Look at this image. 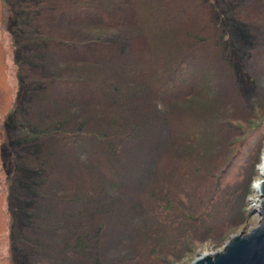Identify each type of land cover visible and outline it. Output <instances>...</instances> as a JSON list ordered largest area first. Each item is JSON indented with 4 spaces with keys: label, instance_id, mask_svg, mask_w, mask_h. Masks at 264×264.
<instances>
[{
    "label": "rangeland",
    "instance_id": "rangeland-1",
    "mask_svg": "<svg viewBox=\"0 0 264 264\" xmlns=\"http://www.w3.org/2000/svg\"><path fill=\"white\" fill-rule=\"evenodd\" d=\"M89 1L0 0V264H189L261 218L255 188L264 165V0H191L208 32L197 38L188 32L177 43L185 48L181 56L192 50L183 58L189 63L173 87L152 90L153 110L133 113L149 119L150 132L132 139L126 138L143 128L133 117L121 120L108 106L70 105L87 70L105 68L66 59L59 50L68 56L83 46L98 60L150 57L145 37L118 41V29L89 22L113 18L104 5L88 13ZM77 13L86 22L72 17ZM177 44L169 37V46ZM170 91L174 97L164 98ZM46 94H63L66 105L47 113L38 106ZM93 134L120 141L124 164L136 161L133 169L118 168L127 205L117 214L95 210V218L65 214L72 224L66 226L44 210V191L55 188L48 152L63 138L66 159L75 148L92 151L80 140ZM104 147H98L102 155Z\"/></svg>",
    "mask_w": 264,
    "mask_h": 264
},
{
    "label": "trees",
    "instance_id": "trees-1",
    "mask_svg": "<svg viewBox=\"0 0 264 264\" xmlns=\"http://www.w3.org/2000/svg\"><path fill=\"white\" fill-rule=\"evenodd\" d=\"M60 2H62V0H56L57 5H59ZM192 3L191 0H90L87 5L83 6L84 9L87 8L86 11L88 13L104 5L105 9L113 14V18L110 20L101 17L96 20L88 19L89 22L118 29V32H116L118 41H124L135 36L145 37L146 40L150 42V57L147 61H136L129 57L127 59L121 57L98 60L90 56L87 51H84V49H82L83 46L75 48L77 51H71L72 53H69L68 56L64 50V52L59 50L66 59L69 58L75 61L88 62L93 66H103L105 68L104 72L95 67H91V69L89 68L87 70V76L82 80L83 86L79 90V95L77 94L71 97L72 101L70 105L72 106V103L80 105H101L103 108L108 106L111 107L109 109H113L119 113L117 114L115 112L114 114L118 118L121 117V120L126 117L127 121L130 117H133L135 122H140V125H143V128L138 131V136L135 134V136H133L132 133V137L130 136L126 139H132L133 137L141 138L142 135L144 137V133L150 132V128L147 126L150 123L149 119L148 121L145 118L141 119V116H138V114L135 116L133 113L137 112V110H153L155 104L150 97L152 95V90L155 92L156 90L164 92L166 88H171L175 83H178L175 78L182 75L181 69L189 63L188 60L183 61V58L192 50L181 56L179 54L181 50L185 51V48L182 49V45L177 43L185 41V35H187L188 32H192L193 35L196 34L193 38H197L198 32H208L206 31L208 28L206 22L203 23L200 21L201 19L205 20L202 10L198 7V9H196L195 4L193 6ZM160 9H163V11ZM123 11H129L128 14L130 13V16ZM184 11L186 13L183 14ZM172 12H175L177 16H179V18H176V22H173L174 19L170 16ZM72 17L76 21H81L79 13L74 14ZM81 22L86 21L82 20ZM73 23L75 24V22ZM169 37L170 41H174L177 46L172 47L168 45ZM199 45L200 40L194 44V49H192L195 50ZM80 47L81 49H79ZM180 56L181 58L178 62H174L175 58ZM186 61H188V63ZM54 75L57 76V72H55ZM110 80H114L118 85L111 86L109 84ZM135 84H139V88H136L134 86ZM157 86L159 88H156ZM84 91L87 92L86 97L80 96V92L82 94ZM142 91H145L144 94ZM171 92L172 91L169 93L167 92L168 94L164 98L168 99L174 97L175 94ZM88 95H90V98L94 96L95 99H87ZM62 97L63 94L61 97H59L58 94H46L41 100V102L43 100H45V102L43 104L39 103L38 106L47 108L49 110L47 113L52 111L57 112L63 107L61 106L62 104L66 105L64 101L61 102ZM114 97L118 98L113 99ZM137 97L139 100H137ZM142 97H145L143 101ZM161 97H163V95H161ZM41 108L38 111V116H40ZM120 129L122 130L124 128L121 127ZM141 132L142 135H140ZM118 136L119 135H117V137ZM90 137L91 138L85 140H80V142L84 143L86 147L90 145L94 147L92 151L85 147L82 149L75 148L74 151L68 153L69 158L66 159L64 156H61V154L67 153L65 139L63 138L60 141L56 140V142H54L53 147L56 153H54L55 151L48 152L49 156L53 157L51 161L52 172L49 171L52 177L49 176V180L52 181V185L55 188L54 190H47V192L46 190L44 191V210L47 216H49L48 218L54 221L55 218L60 217L67 224L66 226H68V224L72 226V224L65 221V214H68L70 218L78 217L80 220L82 217L95 218L92 214H95V210L103 213L111 211L117 214L127 205L125 201L120 198L123 196L124 188L127 184L123 182V178L125 177L123 171H120L118 168L123 167V170L124 167H128V170L133 169L136 166V161L134 159L124 164L126 162L124 161V156L126 154L120 153V146L118 147L117 144H121L119 139H124L125 137L123 135L118 137L117 140L120 143L117 142L116 144V140L111 137L107 138L95 134ZM72 143L76 144L79 142L74 139L71 141V144ZM156 143H154L153 146H155ZM101 144H103V147L105 146V153L103 155L100 150L102 148H98ZM78 150L81 151L79 152ZM84 152L86 154H84ZM101 155L103 157V159H101L102 161L98 159V156ZM85 156L88 159H86L87 162L84 161L83 157ZM143 156L149 158V164L153 161L157 162L153 154L150 156ZM106 164H109L107 168L105 167ZM83 166L86 168V171L82 170L84 169ZM139 170L144 171V168L139 167ZM112 172L115 174L111 176L110 174ZM120 178L123 180H120ZM57 180L59 181L57 182ZM43 182L45 183L46 180ZM64 182H67L69 185L67 186ZM14 185H16L15 182ZM35 185L39 186L41 184L36 182ZM134 185L136 188L139 186V184ZM64 187L69 188L66 189ZM136 188L132 189L134 194ZM120 190H123V192ZM78 193H80L79 197L76 195ZM119 202L124 203V205L120 206ZM109 205L112 206L109 207ZM40 208H42V206H40ZM70 221L72 223V220Z\"/></svg>",
    "mask_w": 264,
    "mask_h": 264
},
{
    "label": "water",
    "instance_id": "water-1",
    "mask_svg": "<svg viewBox=\"0 0 264 264\" xmlns=\"http://www.w3.org/2000/svg\"><path fill=\"white\" fill-rule=\"evenodd\" d=\"M260 186L257 188L261 204L257 212L259 224L249 232L232 236L226 245L198 256L189 264H264V167Z\"/></svg>",
    "mask_w": 264,
    "mask_h": 264
},
{
    "label": "bare ground",
    "instance_id": "bare-ground-1",
    "mask_svg": "<svg viewBox=\"0 0 264 264\" xmlns=\"http://www.w3.org/2000/svg\"><path fill=\"white\" fill-rule=\"evenodd\" d=\"M263 162H264V160H263ZM263 167H264V165H261V167L259 166V169L262 170ZM261 181H262V180H261ZM261 181H260V182H261ZM260 182H258V183L256 184V186L258 185V187H259V186H260ZM258 187H256L255 189H257Z\"/></svg>",
    "mask_w": 264,
    "mask_h": 264
}]
</instances>
